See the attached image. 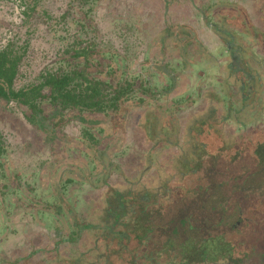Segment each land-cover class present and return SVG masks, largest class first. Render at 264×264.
<instances>
[{
  "label": "rangeland",
  "instance_id": "1",
  "mask_svg": "<svg viewBox=\"0 0 264 264\" xmlns=\"http://www.w3.org/2000/svg\"><path fill=\"white\" fill-rule=\"evenodd\" d=\"M217 1L37 0L27 18L24 10L35 0H0V49L8 42H28L16 88L37 82L46 70L83 66V58L66 50L94 44L96 57L88 63L93 76L112 83L143 80L155 93L92 128L99 140L95 145L75 119L59 127L60 138L47 139L26 119L27 106L1 100L0 131L7 151L0 156V264L33 250L31 264H69L65 260L81 253L84 264L94 262L105 245L93 231L64 240L72 227L70 209L81 221L96 222L109 191L130 186L127 178L153 186L174 173L173 157L186 143L189 120L209 105L231 114L224 126L229 138L264 129V54L252 38H237L260 81L254 101L240 110L242 95L229 75V52L204 20L203 11ZM229 1L244 5L254 23L264 25V0ZM172 84L169 93H160ZM167 120L173 121L172 136L162 128Z\"/></svg>",
  "mask_w": 264,
  "mask_h": 264
},
{
  "label": "trees",
  "instance_id": "2",
  "mask_svg": "<svg viewBox=\"0 0 264 264\" xmlns=\"http://www.w3.org/2000/svg\"><path fill=\"white\" fill-rule=\"evenodd\" d=\"M36 4L37 0L24 10L27 18ZM203 15L229 52L227 67L242 95V110L254 101L260 81L237 38H252L264 54V25L258 27L248 9L236 1L219 0ZM93 46L66 50L83 58V66L46 70L37 82L16 88L28 42L22 46L8 42L0 49V102L27 106L26 119L45 132L47 139L60 138L59 127L75 119L83 124V136L98 144L92 128L106 123L112 115L123 116L131 105L145 103L155 98V93L143 80L112 83L93 76L88 70L89 61L96 57ZM163 67L175 81L169 66ZM173 87L160 93H169ZM138 92L143 96L137 98ZM228 110H233L232 105ZM230 116L214 104L193 116L186 126V143L173 157L174 173L161 177L153 186L127 178L130 186L109 191L96 222L81 221L70 209L73 228L64 240L76 241L85 230L93 231L105 249L89 264H264V129L229 138L224 126ZM234 120L241 123L239 118ZM162 125L172 136L173 121ZM6 151L0 131V156ZM56 211L60 213L62 206L57 205ZM36 253L33 250L11 264H31ZM83 257L81 253L65 261L84 264Z\"/></svg>",
  "mask_w": 264,
  "mask_h": 264
}]
</instances>
